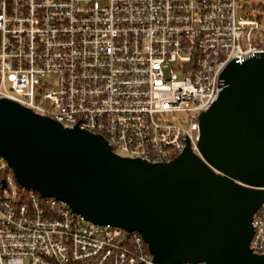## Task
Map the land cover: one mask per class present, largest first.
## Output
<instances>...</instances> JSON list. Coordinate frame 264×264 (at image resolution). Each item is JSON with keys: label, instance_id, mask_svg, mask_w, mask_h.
Wrapping results in <instances>:
<instances>
[{"label": "built area", "instance_id": "obj_1", "mask_svg": "<svg viewBox=\"0 0 264 264\" xmlns=\"http://www.w3.org/2000/svg\"><path fill=\"white\" fill-rule=\"evenodd\" d=\"M262 54L264 0H0V100L148 163L201 158L199 115ZM252 227L263 255L264 201ZM0 264L153 262L140 234L22 189L0 158Z\"/></svg>", "mask_w": 264, "mask_h": 264}, {"label": "water", "instance_id": "obj_2", "mask_svg": "<svg viewBox=\"0 0 264 264\" xmlns=\"http://www.w3.org/2000/svg\"><path fill=\"white\" fill-rule=\"evenodd\" d=\"M189 145L165 163L0 100V158L16 183L96 226L140 234L153 264H264L250 250L264 201V54L231 63Z\"/></svg>", "mask_w": 264, "mask_h": 264}]
</instances>
